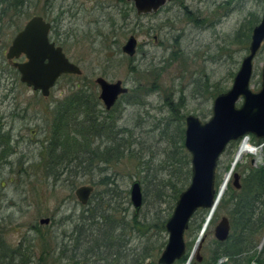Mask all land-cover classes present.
Listing matches in <instances>:
<instances>
[{"label": "rangeland", "instance_id": "374dc122", "mask_svg": "<svg viewBox=\"0 0 264 264\" xmlns=\"http://www.w3.org/2000/svg\"><path fill=\"white\" fill-rule=\"evenodd\" d=\"M263 14L264 0H174L158 14L140 17L121 0H26L17 13L8 11L1 16L0 237L6 246L28 251L33 264H76L70 258L74 254L73 225L82 211L74 195L80 186H91L94 192L110 190L111 205L130 220L134 208L129 189L138 181L143 198L139 220L147 219L152 225L156 216L167 220L175 206V191L186 189L190 183V162L183 165L188 153L174 147L177 131L185 128L189 115L203 123L209 120L217 92L231 88L248 54L250 38L238 35V31L248 34V21L260 22ZM33 16L52 22V40H57L81 71L79 76L59 78L47 98L22 84L5 58L13 37ZM129 36L137 41L132 57L122 52ZM252 64L250 90L256 93L261 84L264 42ZM97 78L109 83L120 81L127 89L109 111L97 99ZM80 93L91 96L93 104L97 99L94 109L100 121L110 123L113 132L122 129L116 141L120 158L109 164L94 161L77 172L60 173L57 167L49 170L51 173L45 171V141L61 135L53 127L62 120L56 116L57 108ZM240 104L238 101L237 106ZM72 112L70 120L74 118ZM180 116L183 120L176 119ZM248 139L252 146H258ZM240 142L229 144L220 156L216 189L228 173ZM73 144H68L69 148ZM104 144L108 142L102 136L94 145L103 149ZM180 159L183 162L174 161ZM261 164L262 149L259 155H243L229 185L236 190L233 174L240 177L245 169ZM169 180L176 190L163 187ZM105 181L108 185L104 187ZM220 204L200 241L194 229L185 232V255L189 256L185 264L198 257L197 263L207 259L215 226L222 217L229 219ZM42 219H49L48 224H40ZM128 230L131 243L138 245L140 234ZM167 237L166 232L150 228L142 240L143 244L155 241L160 247L152 260L155 264ZM42 242L47 243L45 249ZM263 248L264 235L258 238L255 251Z\"/></svg>", "mask_w": 264, "mask_h": 264}, {"label": "trees", "instance_id": "16d2710c", "mask_svg": "<svg viewBox=\"0 0 264 264\" xmlns=\"http://www.w3.org/2000/svg\"><path fill=\"white\" fill-rule=\"evenodd\" d=\"M23 2L26 4V0H0V17L8 11L17 13L24 4ZM121 2L125 1L121 0ZM258 23L257 20L255 22L248 21L249 33L245 34L238 31L237 34H242L245 39L251 38L252 30ZM14 73L18 74L15 69ZM219 94H221L220 91L217 92V96ZM90 98L91 96L85 95V93L76 94L69 97L64 105L62 104L57 108L56 116H60L62 122L60 121L59 125L53 127L61 135L52 136L45 141L44 164L42 165L45 171H52L57 167L60 173L63 170L66 171L65 173L70 172V170L77 172L94 161L95 163L109 164L114 160H119L120 146L116 144V141H118V135L122 129L113 132L112 128L109 127L110 123H105V120L100 122L97 111L94 109L97 99L93 104ZM168 105L170 106V103ZM169 109L171 112L173 111L172 107ZM71 112L74 114V118L72 117L70 120ZM176 119L183 120V117L180 116ZM184 130L185 128L176 130L177 142H174V147L178 150L181 148L187 153L183 146ZM64 131L69 133L62 135ZM102 136L108 142V144H104L103 149L94 145ZM249 137L257 145L264 143V140ZM176 143L178 144L176 145ZM68 144H73V148H69ZM99 144L101 145V143ZM80 152H83L80 154L81 156H79ZM262 153L264 155V146ZM187 155L183 158L184 162L181 159L174 161L189 165L190 161H188ZM172 156L173 153L171 158ZM242 174L239 177V189L235 190L232 185L228 184L221 199L220 208H226V213L229 216L230 233L227 240L218 242L214 239L208 249L207 259L201 263H197L196 260L192 264H217L218 260L223 258L226 259L223 264H264V248L260 252L255 251L258 238L264 235V170L262 166L249 167ZM189 175L191 176V172ZM107 185L106 181L102 183L104 187ZM164 186L176 190V185L170 180ZM75 187L76 184H73L72 188ZM184 189L175 191L176 194L173 196L175 203ZM112 195L113 193H110L108 189H104L102 192L93 191L87 204L82 205V211L73 225L75 237L72 238L74 254L70 258L71 261L76 264L78 262L81 264H147L148 262L155 264L152 260L157 258L155 250H159L160 247H157L158 244L155 241L150 243L148 241V243L143 244L142 240L150 228L166 232L165 223L167 220H161L156 216L153 225L149 224L147 219L139 220L137 215L140 209L137 213L134 209V214L128 220V216L124 212L120 215L115 206L111 205ZM205 212L207 213L206 210H198L189 223L188 229H194L197 236L204 223L203 215ZM128 229L135 230L140 234L137 238L140 241L138 245L131 243ZM42 245L44 246H42L43 249L47 247L46 242H42ZM188 259L189 256L184 255L174 264H185ZM33 263L34 261L28 251L18 247L10 249L0 237V264Z\"/></svg>", "mask_w": 264, "mask_h": 264}, {"label": "water", "instance_id": "95a60500", "mask_svg": "<svg viewBox=\"0 0 264 264\" xmlns=\"http://www.w3.org/2000/svg\"><path fill=\"white\" fill-rule=\"evenodd\" d=\"M128 1L134 3L137 14H149L156 12L169 0ZM50 27L41 16L31 17L14 36L5 53L7 61L18 72L20 82L33 91H39L45 98L62 75L81 74L80 69L66 59L62 49L49 42ZM263 42L264 14L252 30L248 54L242 59L231 88L214 98L209 120L203 123L193 115L185 118L183 146L190 155V183L179 194L172 214L165 223L168 237L157 264H174L185 255L184 234L190 220L198 210L210 209L216 200L215 171L226 147L248 136L264 139V64L259 91L254 93L250 90L252 62ZM136 44V39L130 37L122 47V52L132 57ZM21 56L25 57V62H18ZM95 82L100 89L99 99L106 110L114 105L119 95L127 92L120 81L109 83L97 78ZM238 101H241L239 106ZM238 180L239 176L234 173L233 186L236 189L240 187ZM92 192L93 187L80 186L74 195L81 205H86ZM129 195L137 213L142 205L139 182L131 184ZM48 222L49 219L40 220V224ZM229 233V221L222 217L214 228L213 236L216 241L224 242ZM197 260L200 261V258Z\"/></svg>", "mask_w": 264, "mask_h": 264}, {"label": "bare ground", "instance_id": "6f19581e", "mask_svg": "<svg viewBox=\"0 0 264 264\" xmlns=\"http://www.w3.org/2000/svg\"><path fill=\"white\" fill-rule=\"evenodd\" d=\"M260 153V148H256L255 146H252L250 144V141L248 138H242L241 142L238 146V149L233 157L232 163L230 165V168H232L231 172H228L224 177L222 182L220 183L219 187L217 188L216 191V200L213 204V206L208 209L207 215L205 217L204 223L201 227V230L199 232V241L200 239H202V237L204 236L205 232L207 231V228L219 206V203L227 189V186L229 184L230 181V177H231V173L233 172L234 168L237 166V164L241 161L243 155L245 154H252V155H259Z\"/></svg>", "mask_w": 264, "mask_h": 264}, {"label": "flooded vegetation", "instance_id": "af4514ba", "mask_svg": "<svg viewBox=\"0 0 264 264\" xmlns=\"http://www.w3.org/2000/svg\"><path fill=\"white\" fill-rule=\"evenodd\" d=\"M124 1H125V3H129V4L131 5V7H132V10L135 12V15H136L137 17H140V16H145V15H146V16H150V15L158 14L161 10H163L167 5H169L170 3H172L174 0H169V1H167V2H166L162 7H160L156 12H152V13H149V14H137V11H136V9H135L134 3H133L132 1H128V0H124ZM183 9H184L185 11L187 10V8H186L185 6L183 7ZM41 17H42V16H41ZM42 18H43V17H42ZM29 19H30V18H29ZM29 19H28V20H29ZM28 20H27V21H28ZM43 20L51 25L50 30H49V34H48L49 42H50V43H53L55 47H60V48L62 49V47L59 46V44L57 43V40H52V38H51V32H52V28H53V27H52V22L47 21V20H45L44 18H43ZM27 21H26V22H27ZM26 22H25V23H26ZM24 25H25V24H24ZM22 28H23V27H22ZM19 31H20V30H19ZM19 31H18V32H19ZM18 32H17V33H18ZM17 33H16V34H17ZM16 34H15V35H16ZM130 37H133V36H129V37L127 38V40H128ZM13 38H14V37H13ZM123 46H124V45H123ZM123 46H122V47H123ZM136 47H137V44H136ZM135 51H136V50H135ZM62 53H63L64 56L66 57V55H65V53H64V51H63V49H62ZM133 56H134V55H133ZM128 57H129V56H128ZM66 59H67L70 63H72L67 57H66ZM25 61H26V59H25L24 56H21V57L18 59V62H20V63L25 62ZM72 64H74V63H72ZM74 65H75V64H74ZM68 75H70V74H68ZM63 76H66V75H62L61 77H63ZM61 77H60V78H61ZM56 83H57V81L55 82V84H56ZM55 84H54V86H55ZM95 84H96V82H95ZM96 85H97V84H96ZM121 85H122V83H121ZM54 86H53V87H54ZM53 87H52V88H53ZM97 87L99 88L98 85H97ZM122 87H123V86H122ZM27 88H28V87H27ZM52 88H51V89H52ZM30 89H31V88H30ZM51 89H50V92H51ZM99 90H100V89H99ZM34 92H37L39 95H41V93H40L39 91H34ZM50 92H49V95H50ZM126 94H127V92H126L125 94H121V95H119L118 98H120L121 96L126 95ZM41 96H42V95H41ZM46 98H47V97H46ZM118 98H117V100H118ZM97 99H98L99 101H101V100L99 99V95H98V98H97ZM117 100H116V102H117ZM116 102H115V103H116ZM115 103H114V105H115ZM114 105H113V106H114ZM113 106H112V107H113ZM112 107H111V108H112ZM111 108H110V109H111ZM104 109H105V107H104ZM110 109H109V110H110ZM109 110H106V109H105V111H109ZM97 116L99 117V119L101 118V117H100V114L97 115ZM102 121H103V120H102ZM102 121H100V122H102Z\"/></svg>", "mask_w": 264, "mask_h": 264}, {"label": "built area", "instance_id": "2783aa9c", "mask_svg": "<svg viewBox=\"0 0 264 264\" xmlns=\"http://www.w3.org/2000/svg\"><path fill=\"white\" fill-rule=\"evenodd\" d=\"M264 144H261L259 147H256V148H260V151H261V149H262V146H263ZM261 166L263 167V169H264V165L263 164H261ZM226 261V259H220V260H218V262H217V264H222V263H224Z\"/></svg>", "mask_w": 264, "mask_h": 264}]
</instances>
